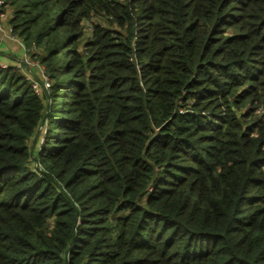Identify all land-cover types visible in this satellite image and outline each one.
<instances>
[{"label": "trees", "instance_id": "1", "mask_svg": "<svg viewBox=\"0 0 264 264\" xmlns=\"http://www.w3.org/2000/svg\"><path fill=\"white\" fill-rule=\"evenodd\" d=\"M5 6L0 264H264V0Z\"/></svg>", "mask_w": 264, "mask_h": 264}, {"label": "crops", "instance_id": "2", "mask_svg": "<svg viewBox=\"0 0 264 264\" xmlns=\"http://www.w3.org/2000/svg\"><path fill=\"white\" fill-rule=\"evenodd\" d=\"M5 11H6V18H4L3 22L4 25L6 26L5 33H0V36L2 37V43L0 45V60L6 62L8 65L11 66H18L19 63L21 62L22 58L27 54L26 50L22 49L17 42L14 40L10 39L9 37L6 36L8 33V27H10V17L9 15L11 14V9L8 6H5ZM22 72H25L26 70L25 66L24 67H19ZM32 70H35L34 67L32 66Z\"/></svg>", "mask_w": 264, "mask_h": 264}, {"label": "built area", "instance_id": "3", "mask_svg": "<svg viewBox=\"0 0 264 264\" xmlns=\"http://www.w3.org/2000/svg\"><path fill=\"white\" fill-rule=\"evenodd\" d=\"M6 11L4 9V0H0V33H5L6 30V26L4 25V18H6ZM10 19L12 17V13L9 15ZM7 37H9L10 39L14 40L15 42H17V44H19V46L26 50L25 45L23 44V42L20 40V38L16 37L14 34H12L11 32V26L8 27V33L6 34ZM2 43V37L0 36V45ZM27 51V50H26ZM30 59L28 58V56H24L21 60V62L19 63V65L17 66L18 68L21 67V63H26V64H30ZM31 65H35V69L41 73V77L43 78V83L45 87L49 86V80L47 78V76H45L44 74V66L42 64H39L38 61L31 63ZM0 66L1 67H6L8 66V64L2 60H0ZM20 69V68H19ZM26 77L28 79H30L33 83V86L38 89V84L32 79L29 78L28 75H26Z\"/></svg>", "mask_w": 264, "mask_h": 264}, {"label": "rangeland", "instance_id": "4", "mask_svg": "<svg viewBox=\"0 0 264 264\" xmlns=\"http://www.w3.org/2000/svg\"><path fill=\"white\" fill-rule=\"evenodd\" d=\"M82 22H84V23L86 22L85 24H87V22H90V20H85V21L83 20ZM84 30H85L86 35H88L87 27ZM26 52L28 54L27 55L28 58L30 59V61H29L30 64L21 63V66L22 67H24V66L26 67L25 68L26 70H24L25 71V75H28L29 78H32L38 84V88H39L40 86H39V83L37 81L38 80L37 77L38 76L41 77V73L38 72L35 69V65H31V63L38 61V56L41 54L42 49L41 48L32 47L30 50H27ZM38 63L41 64L39 61H38ZM32 66L34 67L35 70L31 69ZM16 68H18V67H16Z\"/></svg>", "mask_w": 264, "mask_h": 264}]
</instances>
